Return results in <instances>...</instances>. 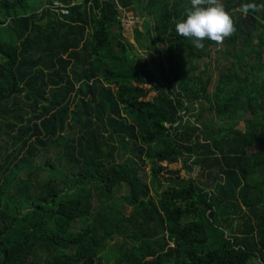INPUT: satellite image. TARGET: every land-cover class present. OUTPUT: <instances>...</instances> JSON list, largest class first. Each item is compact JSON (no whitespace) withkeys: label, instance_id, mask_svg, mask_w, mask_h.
<instances>
[{"label":"trees","instance_id":"1","mask_svg":"<svg viewBox=\"0 0 264 264\" xmlns=\"http://www.w3.org/2000/svg\"><path fill=\"white\" fill-rule=\"evenodd\" d=\"M74 1L0 0V264H264V0Z\"/></svg>","mask_w":264,"mask_h":264},{"label":"clouds","instance_id":"2","mask_svg":"<svg viewBox=\"0 0 264 264\" xmlns=\"http://www.w3.org/2000/svg\"><path fill=\"white\" fill-rule=\"evenodd\" d=\"M189 4L184 17L175 23L176 36L190 38L192 46L201 49L205 38L219 44L232 35V18L220 0H189ZM256 10L257 5L251 0L241 4L243 14Z\"/></svg>","mask_w":264,"mask_h":264},{"label":"rangeland","instance_id":"3","mask_svg":"<svg viewBox=\"0 0 264 264\" xmlns=\"http://www.w3.org/2000/svg\"><path fill=\"white\" fill-rule=\"evenodd\" d=\"M80 0H75L74 2H79ZM131 17V15H128ZM131 21V20H129ZM140 22L138 23L137 20L136 22H133V23H130V24H125V31H124V34L125 36L129 39L130 42H133V37H132V29L134 28L135 25H138L139 26ZM144 57V56H143ZM152 57L154 58V60L156 61V56L152 55ZM150 68L152 69L153 66L152 64L150 63ZM132 85L134 86L133 88H130L128 86H119V85H116L114 86L115 89H118L120 90L122 93L124 94H130V96H133L134 94H137L139 96V99L140 100H146L149 98L150 94L149 95H145L141 92H136V88L138 86H135L133 83ZM145 88V87H143ZM177 164L176 165H172V168H177ZM143 176V179L145 180L146 183H150V180H149V172H148V168H146L145 172H144V175ZM164 186L165 183H163ZM122 211L125 213V214H128L130 211H131V208L130 207H127L126 205L123 206L122 208ZM122 242L121 238L119 237H113V239L111 241H109L108 245L104 248V250H107L106 253H107V256L110 254V252H114L115 251V247L120 244Z\"/></svg>","mask_w":264,"mask_h":264},{"label":"built area","instance_id":"4","mask_svg":"<svg viewBox=\"0 0 264 264\" xmlns=\"http://www.w3.org/2000/svg\"><path fill=\"white\" fill-rule=\"evenodd\" d=\"M63 14H66V12L64 11Z\"/></svg>","mask_w":264,"mask_h":264}]
</instances>
